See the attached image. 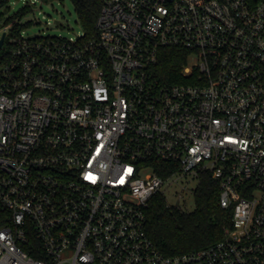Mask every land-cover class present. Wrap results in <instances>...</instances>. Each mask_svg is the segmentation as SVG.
Returning <instances> with one entry per match:
<instances>
[{
	"label": "built area",
	"instance_id": "obj_1",
	"mask_svg": "<svg viewBox=\"0 0 264 264\" xmlns=\"http://www.w3.org/2000/svg\"><path fill=\"white\" fill-rule=\"evenodd\" d=\"M31 12L0 24V264H264V0H103L87 40L29 35ZM202 171L231 225L166 255L150 200Z\"/></svg>",
	"mask_w": 264,
	"mask_h": 264
},
{
	"label": "trees",
	"instance_id": "obj_2",
	"mask_svg": "<svg viewBox=\"0 0 264 264\" xmlns=\"http://www.w3.org/2000/svg\"><path fill=\"white\" fill-rule=\"evenodd\" d=\"M78 22L83 29L79 39H96V18L103 0H71ZM185 63L184 52L174 47L161 49L155 66L157 80L170 81L169 73L179 71ZM172 80V79H171ZM158 170L162 165L154 163ZM161 175L165 176L161 172ZM195 208L191 212L169 205L165 196L155 194L146 211V232L154 245L164 254H181L207 247L224 237V229L230 227L232 208H224L219 201V180L210 172L199 173L194 189Z\"/></svg>",
	"mask_w": 264,
	"mask_h": 264
},
{
	"label": "rangeland",
	"instance_id": "obj_3",
	"mask_svg": "<svg viewBox=\"0 0 264 264\" xmlns=\"http://www.w3.org/2000/svg\"><path fill=\"white\" fill-rule=\"evenodd\" d=\"M26 3L32 7V12L28 15L32 21L27 27V34H49L72 39L83 34L71 0H8L9 8L0 7V24ZM196 61V57L192 56L188 59V64L193 65ZM172 180L169 186L162 188L167 203L187 212L193 211L195 208L193 191L197 186V180L180 174Z\"/></svg>",
	"mask_w": 264,
	"mask_h": 264
},
{
	"label": "water",
	"instance_id": "obj_4",
	"mask_svg": "<svg viewBox=\"0 0 264 264\" xmlns=\"http://www.w3.org/2000/svg\"><path fill=\"white\" fill-rule=\"evenodd\" d=\"M2 43V39L0 40V44Z\"/></svg>",
	"mask_w": 264,
	"mask_h": 264
}]
</instances>
